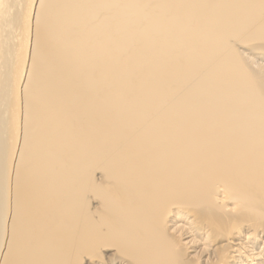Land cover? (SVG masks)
Wrapping results in <instances>:
<instances>
[{"label": "bare ground", "instance_id": "1", "mask_svg": "<svg viewBox=\"0 0 264 264\" xmlns=\"http://www.w3.org/2000/svg\"><path fill=\"white\" fill-rule=\"evenodd\" d=\"M0 264H264V0H0Z\"/></svg>", "mask_w": 264, "mask_h": 264}]
</instances>
